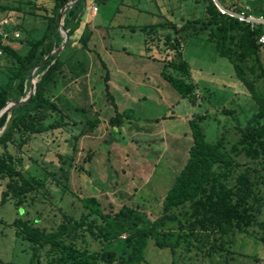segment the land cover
<instances>
[{
  "label": "rangeland",
  "instance_id": "374dc122",
  "mask_svg": "<svg viewBox=\"0 0 264 264\" xmlns=\"http://www.w3.org/2000/svg\"><path fill=\"white\" fill-rule=\"evenodd\" d=\"M16 1L0 0V3L14 2L17 5ZM48 1L22 0L24 13L11 12L7 17L0 11V19H10L11 27L21 33V38L12 42L19 53L27 51L22 40L27 37L38 39L42 35L41 20L27 15L28 9L34 2L39 6ZM221 1L231 11L234 4L249 5L251 0ZM206 3L207 0H112L107 5L98 6V20L104 18L112 25H124L120 27L124 34L116 32L120 31L118 28L111 29L114 33L107 38L108 45L131 55V60L127 61L135 70L132 78L142 80L141 84L134 83V80H120L119 86L124 90L126 86L129 88V97L126 98L121 94V87L119 90L113 88L118 110L122 113L129 111L132 117L124 119L120 129L113 128L110 123L108 116L113 118L115 111L107 104L103 106L105 71L96 54L90 56H93L94 64L88 70H91L90 89L84 88V79L74 82L68 90L61 85L57 87L55 95H64L60 104L63 111L80 125L75 128L67 126L54 132L52 137L37 135L22 151L9 147V151L22 160L26 177H37L40 181L49 179L48 188L53 197L31 194L20 208L14 201L2 205L1 195L7 182H0V261L3 264H28L31 258L29 243L18 238L11 226L18 218L39 219V226L51 229L54 221L61 219L62 212L75 218L86 214L89 210L83 201L90 197L96 198L111 218L123 206L144 212L152 221L160 217L163 199L187 162L192 145L189 121L194 117L208 114L203 126L210 141L224 132L229 142L237 139L234 117L223 111H235L234 116L245 125L255 113V104L236 78L233 65L218 55L216 44L210 40V29L200 28L196 34L191 32L192 37L180 42L184 59L191 66L192 79L199 85L196 105L183 98L163 74H156L160 70L173 75L172 68L164 70L161 67L176 56L166 42V35L174 36V31L157 28L156 24L166 20L183 24L191 19L200 21L201 27L207 21ZM145 26L158 34L150 37L139 31ZM130 27H135L136 32ZM72 41H76L74 36ZM71 47L73 51L74 44ZM92 47L105 55L100 38L93 41ZM148 60L151 65L144 68L148 71L147 76L138 74L139 64L141 67ZM69 61L75 64L74 60ZM8 68L9 64L0 60L1 86H5L12 76V69ZM96 111L105 119L90 131L85 124L97 116ZM239 161L243 164L247 159L242 156ZM241 171L243 168L237 169L236 174ZM260 220H264V210ZM254 234L255 237L239 234L235 244L227 247L232 254L221 252L213 257L208 255L207 249L204 253L195 248L190 253L181 250L173 254L168 248H159L150 239L145 251L146 262L142 264H264V242L259 239L262 231L257 229ZM87 241L92 251L114 253L116 262L113 264H118L125 249L124 238L111 246L92 237H87Z\"/></svg>",
  "mask_w": 264,
  "mask_h": 264
},
{
  "label": "trees",
  "instance_id": "16d2710c",
  "mask_svg": "<svg viewBox=\"0 0 264 264\" xmlns=\"http://www.w3.org/2000/svg\"><path fill=\"white\" fill-rule=\"evenodd\" d=\"M70 1L75 0H50L39 6L34 2L28 9L27 15L41 20L42 35L38 39H21L27 47L25 54L15 49L12 44L14 39L4 41L0 37V60L9 64L8 69H12V76L6 85H0V113L8 104L19 102L29 94L31 71L63 44L59 14ZM111 1L94 0V3L101 6ZM16 2L17 5L14 2L0 3L1 13L6 14L4 17L11 12L24 13L22 0ZM218 2L229 9L221 0ZM86 5L87 0H80L66 11L64 26L69 33V44L61 55H54L36 71L34 77L38 82L34 97L0 118V182H7L1 195L2 205L14 201L20 208L31 194L53 197L48 188L49 179L40 181L37 177H26L22 160L15 157L9 147L22 151L37 135L52 137L54 132L67 126L75 128L80 125L65 114L60 105L62 97L54 92L64 78L67 52L72 50V37L80 29ZM249 5L253 15L264 17V0H251ZM233 6L238 8L241 5ZM205 16L207 21L201 27L200 21L191 19L183 24L172 20L156 24L157 28H168L175 34L166 35V42L176 56L164 66V70L172 68L174 72L173 75H168L166 71L162 74L183 98L196 105L199 85L192 79L191 66L184 59L180 42L192 37V33H197L200 28L210 29V40L216 44L218 55L233 65L236 78L247 89L255 104V113L245 125L234 116L235 111H223L227 116L234 117L237 139L229 142L224 132L216 140L210 141L203 126L208 114L190 120L192 145L187 162L163 199L162 215L154 221L144 212L129 206H123L107 219L101 203L94 197L83 201L89 210L86 214L75 218L62 212L61 219L55 220L51 229L39 226V219H16L11 224L15 228V235L28 242L31 248L28 264L116 262V255L112 252L101 254L90 250L87 237L105 246L122 242L124 238L125 249L118 264L145 263V251L150 239L159 248H168L173 254L181 250L190 253L195 248L204 253L207 249L210 257L221 252L232 254L227 247L235 244L239 234L255 237L254 231L258 229L262 231L259 239L264 242V220H260L264 210V48L258 43V39L264 35V25L252 28L250 23L222 14L212 0H207ZM149 28L145 26L139 31L146 32L150 37L158 34V31ZM130 29L136 32L135 27ZM91 37L90 30L83 32L79 41L82 50L90 51ZM108 79L106 77V94L113 102ZM113 106L116 115L110 119V123L113 128L120 129L124 119L132 116L129 111L120 113L114 103ZM100 122L95 116L88 119L85 125L94 131ZM242 156L247 159L243 164L239 161ZM242 168L243 171L236 174V170ZM50 201L55 203L53 199ZM0 263L3 264L2 261Z\"/></svg>",
  "mask_w": 264,
  "mask_h": 264
},
{
  "label": "crops",
  "instance_id": "0c3cea01",
  "mask_svg": "<svg viewBox=\"0 0 264 264\" xmlns=\"http://www.w3.org/2000/svg\"><path fill=\"white\" fill-rule=\"evenodd\" d=\"M94 5L96 6L97 11H93ZM99 15H100V11H99L98 5H96L94 3V0H87V5H86L85 12L83 14L80 29L74 35V38H76V41L75 42L72 41V44H74L75 47L73 48V51L71 50L72 52L70 51L71 53L70 54L68 53L69 55H67L68 61L65 63V66L63 68L64 78L61 80L59 85L64 87L66 90H68V87L71 86L74 82L81 80V79H84V81H85V83L83 84L84 88L90 89L88 83L91 80L90 79L91 70L90 71H88V70L94 66V64L92 62L93 56L92 57H90V56L92 54L93 55L96 54L97 58H99L102 61L101 65L105 71V79H106V77L109 78L107 84L109 86L110 94L113 98V102L107 98L106 84H104V90H103V95H102L103 106L107 104V106H109L110 108H113L115 111V106H113V103L116 105L117 109L119 108V104L115 100V96L113 94V88L118 89L121 87L123 89L121 94L126 98V97H129V91H128L129 88H128V86H126L125 90H124V87H122L121 85L119 86L120 80L121 79L134 80V83H138V84H141L142 80L140 78L139 81H137L135 78H132V75H133L135 70L132 69L131 64L129 63V61H127V59L131 60V55L126 53V52L119 51L117 49L115 50L108 45L107 38L110 37L112 33H114L111 29L118 28L120 31H116V32H118L120 34H124V31H122V28H120V27H124V25H112L109 23V21H107L104 18L98 20ZM87 29L90 30L92 33L91 42L89 43V50L90 51L82 50L81 44L79 43L83 32ZM97 38H100L102 41L103 47L105 48V55L102 52H99L98 49L97 50L94 49L95 51L92 50L93 49L92 43ZM96 42H97V40H96ZM69 60H74L75 64L71 63ZM150 65H151L150 60H148L146 63H142L141 67L139 64L138 68L140 71L137 73L141 74V75L143 74L144 76H147L148 71L146 72V70H144V68L148 67ZM159 65H161V64H159ZM102 68H101V70H102ZM161 68L162 69L164 68V64ZM156 74L162 75V71L158 70V71H156ZM103 75H101V76H103ZM126 91H128V93ZM62 96H64V95H61V97ZM96 112H97L96 117H98V119L100 121L105 119V118H102L101 114H99L100 112H98V111H96ZM114 113L116 115V111ZM120 113H122V112H120ZM108 117H109V119L112 118L111 116H108Z\"/></svg>",
  "mask_w": 264,
  "mask_h": 264
},
{
  "label": "water",
  "instance_id": "95a60500",
  "mask_svg": "<svg viewBox=\"0 0 264 264\" xmlns=\"http://www.w3.org/2000/svg\"><path fill=\"white\" fill-rule=\"evenodd\" d=\"M80 0H75V1H70L68 2L61 10H60V14H59V29L61 31V34L64 37V42L63 44L55 51H53L51 54H49L44 61L37 67H35L30 74V91L29 94L22 100H20L19 102L16 103H10L8 104L0 113V118L4 115V114H11L12 111L16 108H19L25 104H27L28 102H30V100L34 97L35 93H36V87H37V80L34 77L35 73L37 70H39L49 59H51L54 55H61L64 50L67 48L68 44H69V33L68 31L65 29L64 26V16L66 11L72 9ZM214 2V4L220 9L221 5L219 4L218 0H212ZM111 217L109 215H107V219H110Z\"/></svg>",
  "mask_w": 264,
  "mask_h": 264
},
{
  "label": "built area",
  "instance_id": "2783aa9c",
  "mask_svg": "<svg viewBox=\"0 0 264 264\" xmlns=\"http://www.w3.org/2000/svg\"><path fill=\"white\" fill-rule=\"evenodd\" d=\"M219 10L222 14H227L230 17L237 18L241 22L250 23L252 25V28H254L257 25H264V17H257L253 15L249 5H244L238 8H234L231 11L221 6ZM93 11H97L95 5L93 6ZM11 26L12 23L8 18L0 21V37H2L4 41H8L10 38L14 40L21 38L20 31H17L15 29H12V31H10V28H12ZM258 43L264 48V35H262L258 39ZM1 54L2 51L0 50V56Z\"/></svg>",
  "mask_w": 264,
  "mask_h": 264
}]
</instances>
